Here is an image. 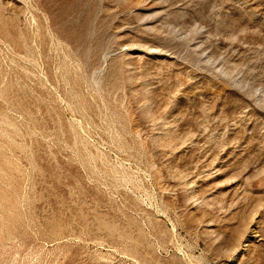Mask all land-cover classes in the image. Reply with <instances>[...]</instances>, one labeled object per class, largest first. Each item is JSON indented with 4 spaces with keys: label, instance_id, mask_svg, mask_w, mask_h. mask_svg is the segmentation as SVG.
Returning a JSON list of instances; mask_svg holds the SVG:
<instances>
[{
    "label": "rangeland",
    "instance_id": "obj_1",
    "mask_svg": "<svg viewBox=\"0 0 264 264\" xmlns=\"http://www.w3.org/2000/svg\"><path fill=\"white\" fill-rule=\"evenodd\" d=\"M0 264H264V0H0Z\"/></svg>",
    "mask_w": 264,
    "mask_h": 264
}]
</instances>
